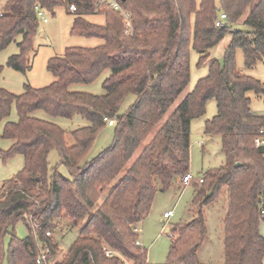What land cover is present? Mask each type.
Segmentation results:
<instances>
[{
  "label": "trees",
  "instance_id": "obj_1",
  "mask_svg": "<svg viewBox=\"0 0 264 264\" xmlns=\"http://www.w3.org/2000/svg\"><path fill=\"white\" fill-rule=\"evenodd\" d=\"M0 2V51L21 38L18 54L7 61L17 72L27 68L33 52L36 5L46 13L74 5L70 35L100 40L50 58L46 68L54 80L47 86L26 85L19 95L0 88V141L10 145L0 148V160H23L0 187V264H36L39 246L48 248L49 258L56 255V243L46 236L57 228L56 220L78 231L55 264H123V259L148 264V251L133 229L149 214L156 193L189 174L190 123L205 114L211 99L217 113L204 122V133L220 139L224 162L201 174L192 219L168 230L171 244L163 264H201L198 250L207 234L203 209L221 198L227 204L222 264H263L264 146L255 147L254 140L264 129V116L251 110L247 94L261 95L264 87L237 69L235 55L239 49L247 69L264 64V0H118L129 14V36L121 14L100 0ZM221 13L226 19L216 27ZM98 15L102 24L86 19ZM240 19L244 29L233 31ZM226 36L221 59H210L207 74L185 92L191 47L201 66ZM104 72L100 95L70 89L94 83ZM131 95L134 100L121 111ZM74 116L85 125L69 132V145L53 119ZM105 119L113 121L112 143L88 160L97 133L108 126ZM52 151L67 176L58 166L49 167ZM18 224L25 227L23 239L15 236Z\"/></svg>",
  "mask_w": 264,
  "mask_h": 264
},
{
  "label": "rangeland",
  "instance_id": "obj_2",
  "mask_svg": "<svg viewBox=\"0 0 264 264\" xmlns=\"http://www.w3.org/2000/svg\"><path fill=\"white\" fill-rule=\"evenodd\" d=\"M218 1V0H216ZM2 2H0L1 8ZM74 14L67 10V7H57L51 13H46L47 23L38 20V28L33 39V52L27 57V68L22 72H17L11 67L7 66L8 59L18 54L16 43L21 40L17 37L16 40L10 43L6 48L0 51V66L3 67L0 74V88L8 90L9 92L19 95L23 92L24 87L29 85L33 88L44 87L51 84L54 77L47 71L46 62L52 57H62L67 47H95L100 43V40L95 38H86L70 35L69 31L74 21ZM88 21L94 24H102L103 18L101 16H88ZM237 29H244L242 19L238 20L232 26L233 31ZM229 37L226 36L222 42L209 51V56L205 63L198 66V58L200 54L192 47L189 51V84L185 92L192 90L196 82L207 74L208 61L210 59L220 60L222 51L226 47ZM235 62L237 69L243 74L258 79L264 87V64L258 63L254 68L247 69L244 67L242 53L238 49L235 55ZM108 75V72L102 73L94 83L74 84L70 86L71 90L87 92L94 95L102 93L101 84L103 79ZM247 96L250 99V108L254 113L264 116V93L256 95L253 92H248ZM134 100L131 95L126 99L121 107L124 111L128 105ZM177 104V102L175 103ZM206 112L203 116L193 119L190 125V166L189 174L192 176V181L188 185H183L181 180L176 181L169 190L156 193L152 207L149 214L145 218L144 224L141 225L140 242L142 247L148 251L147 263L163 264L171 244V237L166 229L190 221L191 214V200L198 189L196 180L202 177V173L207 170L217 168L224 162V155L220 152V139L217 136H212L208 140V136L204 133V122L211 119L217 113L216 103L213 99L208 100L205 105ZM12 118L16 117L14 110L11 112ZM44 117V114L38 112ZM53 122L66 131V142L72 144V138L69 132L73 129L84 126L85 123L80 120L78 116H74L71 120L63 118H54ZM0 126V133H1ZM113 128L104 126L96 135L94 144L89 150L86 158L89 160L92 157L101 153L112 142ZM200 143V144H199ZM9 141H1L0 148L8 149ZM50 168L58 166V171L64 175H68L64 167L59 165L56 152L52 151L48 156ZM22 160L19 157L8 160L3 163L0 160V187L1 185L13 177L17 171L22 167ZM114 181L112 185L115 183ZM111 185V186H112ZM156 187H159L157 180ZM102 196L100 201H102ZM100 201L98 203H100ZM226 200L221 198L217 203L203 209L206 224V241L200 247L199 262L201 264H222L223 262V220L226 210ZM165 211H172L173 214L169 219L162 218ZM57 228L50 231L49 237L57 245V253L49 259L47 264L58 263L66 253L67 248L76 239L78 227H70L69 224L63 220H56ZM35 227V223L32 224ZM15 236L18 238H25L26 230L22 224H18L15 228ZM9 238L6 237L4 247L8 246ZM123 264H129L123 259Z\"/></svg>",
  "mask_w": 264,
  "mask_h": 264
},
{
  "label": "built area",
  "instance_id": "obj_3",
  "mask_svg": "<svg viewBox=\"0 0 264 264\" xmlns=\"http://www.w3.org/2000/svg\"><path fill=\"white\" fill-rule=\"evenodd\" d=\"M101 4H105L107 7L111 8L112 10H115L117 12H119L122 16V18H124V26H125V31L124 33L129 36L132 35V31H131V23H130V18H129V14H127L123 8L121 7L120 3L118 2V0H100ZM69 11L71 13H75L76 12V7L74 5H70L69 6ZM35 14H36V18L39 20H42L44 23H47L48 20L46 19V11L44 9H42L39 5L35 6ZM220 19L217 20L215 22V26L216 27H221L224 23V20L226 19V15H224L223 13H221L220 15ZM105 121L107 122L108 126H112L113 125V121L109 120V119H105ZM200 144V143H199ZM254 145L255 147H262L264 146V129H260L258 132V135L256 136V139L254 140ZM192 181V176L190 174L185 175L182 179H181V183L183 185H188L189 183H191ZM203 179L202 177H199L196 182L198 185H200L202 183ZM262 214L264 213V211L261 212ZM173 212L172 211H166L163 215L162 218L164 219H169L172 216ZM138 232L137 228L133 229V233ZM49 232L46 233V236L49 237ZM38 256L36 259V264H47L49 262V250L47 247H38Z\"/></svg>",
  "mask_w": 264,
  "mask_h": 264
},
{
  "label": "crops",
  "instance_id": "obj_4",
  "mask_svg": "<svg viewBox=\"0 0 264 264\" xmlns=\"http://www.w3.org/2000/svg\"><path fill=\"white\" fill-rule=\"evenodd\" d=\"M222 53H223V51H222ZM128 106H129V105H128ZM128 106H127V107H128ZM14 112H15V111H14ZM16 119H17V117L12 118V115H11V120L15 121ZM210 138H211V137L209 136V137H208V140H209ZM0 142H1V141H0ZM190 159H191V158H190ZM20 160H21V159H20ZM22 163H23V160H22ZM22 165H23V164H22ZM184 186H185V185H184ZM198 188H199V187H198ZM165 212H166V211H165ZM165 212H164V213H165ZM164 213H163V214H164ZM144 221H145V220H143L141 223H139V224L137 225V227H136V228L138 229L137 234H138V236H139V244H140L141 246H142V243L140 242V234H139V233H141V231H142L140 227H141L142 224H144ZM166 231H168V229H166ZM259 231H260L262 237L264 238V222H261V223L259 224ZM206 240H207V239H206V237H205L203 243H204ZM203 243H202V244H203ZM202 244H201V246H202ZM201 246H200V247H201ZM200 247H199V250H200ZM199 250H198V251H199ZM198 260H199V253H198ZM262 262H263V264H264V257H263ZM148 264H149V263H148Z\"/></svg>",
  "mask_w": 264,
  "mask_h": 264
}]
</instances>
